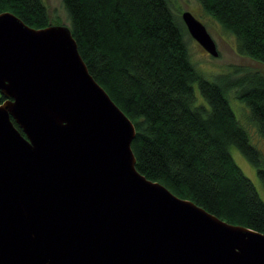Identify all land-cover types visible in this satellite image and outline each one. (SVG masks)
Segmentation results:
<instances>
[{
    "label": "water",
    "instance_id": "obj_1",
    "mask_svg": "<svg viewBox=\"0 0 264 264\" xmlns=\"http://www.w3.org/2000/svg\"><path fill=\"white\" fill-rule=\"evenodd\" d=\"M181 21L218 57L198 19ZM0 95V264H264V234L136 170L135 128L68 27L0 14Z\"/></svg>",
    "mask_w": 264,
    "mask_h": 264
},
{
    "label": "trees",
    "instance_id": "obj_2",
    "mask_svg": "<svg viewBox=\"0 0 264 264\" xmlns=\"http://www.w3.org/2000/svg\"><path fill=\"white\" fill-rule=\"evenodd\" d=\"M196 1L237 40L239 55L264 67V0ZM62 4L89 74L135 128L136 170L218 219L264 234V204L229 147L255 167L263 185L264 155L249 143L228 102V92L236 89V99L264 139V73L235 81L204 79L190 60L185 27L168 0ZM2 13L32 29L51 25L43 0H0ZM194 84L205 105L195 106ZM4 99L0 95V104Z\"/></svg>",
    "mask_w": 264,
    "mask_h": 264
},
{
    "label": "rangeland",
    "instance_id": "obj_3",
    "mask_svg": "<svg viewBox=\"0 0 264 264\" xmlns=\"http://www.w3.org/2000/svg\"><path fill=\"white\" fill-rule=\"evenodd\" d=\"M46 4L51 25L69 27L68 17L64 10L62 0H43ZM176 19H181V14L185 11L190 12L206 28L211 38L216 44L218 57L214 58L203 51L197 43L185 33L184 38L190 60L195 70L208 81L219 82L223 77L229 81H235L248 73H264V67L252 61L248 57H242L237 53V40L208 17L196 0H168ZM186 30V29H185ZM195 93V106L205 105L196 84L193 85ZM228 102L236 119L245 129L249 143L264 155V139L257 128L248 119L249 110L236 99V89L228 92ZM229 154L241 172L253 184L257 195L264 204V185L257 177L255 167L238 151L234 146L229 147Z\"/></svg>",
    "mask_w": 264,
    "mask_h": 264
},
{
    "label": "flooded vegetation",
    "instance_id": "obj_4",
    "mask_svg": "<svg viewBox=\"0 0 264 264\" xmlns=\"http://www.w3.org/2000/svg\"><path fill=\"white\" fill-rule=\"evenodd\" d=\"M5 100H6V98L4 99V101H5ZM4 101H3V102H4Z\"/></svg>",
    "mask_w": 264,
    "mask_h": 264
}]
</instances>
